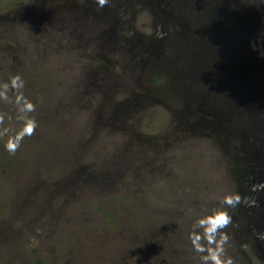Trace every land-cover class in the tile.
I'll return each mask as SVG.
<instances>
[{"label":"rangeland","instance_id":"1","mask_svg":"<svg viewBox=\"0 0 264 264\" xmlns=\"http://www.w3.org/2000/svg\"><path fill=\"white\" fill-rule=\"evenodd\" d=\"M107 1L84 34L90 19L73 7L0 0V264H212L225 236L222 264H264V217L239 207L264 181L240 152L255 156L264 142L258 0H218L222 19L243 17L223 27L196 22L195 3L209 0H131L115 43L108 20L125 0ZM223 56L243 60L235 127L225 111L222 121L203 114V85L221 79Z\"/></svg>","mask_w":264,"mask_h":264},{"label":"flooded vegetation","instance_id":"2","mask_svg":"<svg viewBox=\"0 0 264 264\" xmlns=\"http://www.w3.org/2000/svg\"><path fill=\"white\" fill-rule=\"evenodd\" d=\"M54 1L57 3H60V7L61 6L73 7V9L71 10L77 13L78 19H82V18L90 19V20L82 19L80 30L84 34H89L91 32L97 31V18L101 15L99 9L102 8V5L99 3V1L97 0H54ZM134 1L136 2L138 0H134ZM170 1L174 2L176 4V8L178 9L183 7L182 4L181 5L179 4L178 2L179 0H170ZM97 2L100 5L97 4ZM143 2L154 5L155 3H158L159 0H143ZM190 2L192 3L193 0ZM218 2H219L218 0H209V1H206L205 4L203 5L196 2L194 6L195 11L197 13L196 15L198 18L196 22L199 21L200 23H203L204 16L206 18L209 17V21L213 23L215 22V20L218 21L219 27H223L224 23L230 26L233 21H240V22L243 21L242 16L233 17V15L226 16L225 18L222 19V12L220 10V7H218L219 6ZM105 3L108 4L109 1L105 0ZM129 3H131V0H125L117 8L116 13L113 14V16L109 17L108 21L110 22V26H109V32L107 33L108 37L105 39L106 43H110V42L115 43V34H113V32L116 31V28H115L114 22L116 20V17H118L119 19L121 16L127 14L125 9ZM167 3L169 4V2H166V5ZM259 4H260L259 0L257 4L253 3V17L250 19L253 21V24L256 27L255 29L259 30L261 33L264 31V22L262 23V19H263L262 15L258 12ZM52 6L56 9L55 5H52ZM96 8H97V11H96ZM59 10L65 11V8L61 7L59 8ZM106 10H107V7L106 8L104 7V9L101 12L108 13ZM34 12L36 13V10H29L27 11V14H32ZM154 13L156 14L157 19H159L158 17L161 16L160 13L164 14L162 13V10H159V9H158V12L154 11ZM215 15H217V17H215ZM260 22L262 23V25L260 24ZM89 25H92V26L89 28H86V26H89ZM65 28H67L66 25H65ZM122 29L123 28L120 27V30ZM119 39L121 41H125V39H122V38H119ZM260 44L264 48V34H263V39L260 42ZM171 46L174 47V43ZM223 55H224V51H223ZM238 55L241 56L242 52L238 51ZM239 56H237V58L232 59V60H228L229 58L226 59L224 56L221 57L220 60L225 61L223 66L219 69V72L221 74V79L216 80V81H209V82L207 81L206 84L203 85V92L205 93L206 97L209 100V107H211L209 111H203V114L211 115L212 117H218V119L222 121L223 120L222 112L225 111L227 115V118H226L227 126H230V127H235L236 125L239 124L240 120L243 117V110H244V107L242 106V104H244V100H243L244 95L242 93L243 92L242 80L244 79V75L242 74L241 66L239 65V63L241 61L243 62V60H241ZM213 62L219 63V60L213 59ZM160 77L165 79L166 75L164 74L163 71ZM231 79L235 80L236 83H234ZM167 90L170 92L169 88L167 89L166 86L163 85L159 90V95L156 94L153 91V89H152V92L156 94L157 97L161 96L165 99ZM230 91L232 92L230 93ZM238 91H240V94H238ZM230 94L232 96H230ZM253 97L251 98L250 101H252L253 105L259 109V104H260L259 98H257V96H255L254 98ZM156 101L163 103L159 99ZM180 102L181 101L179 99L175 100L174 111L177 110L179 112V110H181L180 107H178L181 104ZM196 111L199 112L202 110L196 109ZM216 123L218 125H222V122L218 120H214V121L211 120V121H208V124L206 125V127L210 125L214 126ZM256 124H258L257 121H256ZM256 124L255 123L252 124L254 129H256L257 127ZM202 126L205 127V125H202ZM231 131L235 132L234 129H232ZM203 134L209 135L211 137V133L208 134L206 132H203ZM233 139H234V145L235 144L238 145L239 141L236 139L235 136H233ZM234 147L235 146L232 145L231 148H234ZM257 147H258L257 150H255V152L257 153L256 154L257 163L254 166L256 168V171L259 173V175L261 174V169L263 170L262 172H263V180H264V159L262 158L264 157V155H262L264 152V142L259 143ZM240 151H242L243 154L246 152L244 150V147H241ZM234 152H238V149H235ZM231 159L233 160V158ZM250 162H252V160H250ZM245 163L246 161L244 160V164ZM261 186L263 189H259L258 191L244 192L243 193L244 198H245L244 203L249 198L247 207H245L243 203H240L239 207H243L245 211H255L257 212V215L260 218H263L264 217V181L258 184V187H261Z\"/></svg>","mask_w":264,"mask_h":264},{"label":"clouds","instance_id":"3","mask_svg":"<svg viewBox=\"0 0 264 264\" xmlns=\"http://www.w3.org/2000/svg\"><path fill=\"white\" fill-rule=\"evenodd\" d=\"M99 3H100L101 5H103V4L105 3V0H99ZM17 79H18V78H17ZM13 150H14V149H13ZM227 222H228L227 219L224 218V224H227ZM206 223H207V222L204 221V220L200 221V224H201V225H205ZM220 226L222 227L223 225H220ZM215 231H216V227H211V228H206V229H205L206 234L214 233ZM208 238H209V241L212 242V240H213L212 235H209ZM195 239H196V241H198V240L200 239V237L197 236ZM226 241H227V237L225 236V237H223V239H222V241H221V244L218 245L217 248H216L215 250H209V256L207 257V259H208V260H211V261H212V264H222V261H221V259H220L221 255H222V253H223V247H222V244L225 243ZM194 242H195V241H194ZM197 250H198V251H201V252L205 251V249L200 248V247H198ZM228 264H231V261H228Z\"/></svg>","mask_w":264,"mask_h":264},{"label":"water","instance_id":"4","mask_svg":"<svg viewBox=\"0 0 264 264\" xmlns=\"http://www.w3.org/2000/svg\"><path fill=\"white\" fill-rule=\"evenodd\" d=\"M262 114H264V113H262ZM263 118H264V116H263ZM240 152H242V151H240ZM246 153L247 152L244 153V160L246 161L245 165L248 166V167H250V165H252V164H253V166L256 165V163H257V156L256 155L255 156H252V155L246 156L245 155ZM262 158L264 159V157H262ZM250 160H252V162H250Z\"/></svg>","mask_w":264,"mask_h":264},{"label":"snow or ice","instance_id":"5","mask_svg":"<svg viewBox=\"0 0 264 264\" xmlns=\"http://www.w3.org/2000/svg\"><path fill=\"white\" fill-rule=\"evenodd\" d=\"M221 220H223V217H221Z\"/></svg>","mask_w":264,"mask_h":264}]
</instances>
